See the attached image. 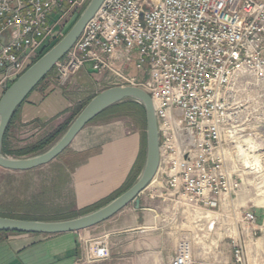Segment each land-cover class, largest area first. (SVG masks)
I'll return each mask as SVG.
<instances>
[{"label":"built area","instance_id":"2783aa9c","mask_svg":"<svg viewBox=\"0 0 264 264\" xmlns=\"http://www.w3.org/2000/svg\"><path fill=\"white\" fill-rule=\"evenodd\" d=\"M90 0H0V92L4 93ZM88 67L113 87H137L152 100L157 174L143 192L196 212L219 210L239 185L224 170L223 145L237 126L236 77L264 89V0H103L71 50L61 77ZM130 70L138 73L133 76ZM142 192V193H143ZM251 212L241 220L251 233ZM84 261H105L106 241L84 239ZM188 243L171 264H190ZM234 264H244L240 238Z\"/></svg>","mask_w":264,"mask_h":264},{"label":"rangeland","instance_id":"374dc122","mask_svg":"<svg viewBox=\"0 0 264 264\" xmlns=\"http://www.w3.org/2000/svg\"><path fill=\"white\" fill-rule=\"evenodd\" d=\"M79 15V12L73 15L72 20L61 31L59 37L45 49L46 51L66 34ZM83 71L82 68L64 77H61L60 72L55 68L51 71L44 84H47V90L60 87L68 100V105L62 114L48 118L45 122L35 120L19 125L17 133L14 135L10 133L7 138L11 151L33 146L46 136L55 133L66 123L70 125L73 114L79 113L95 94V82H92L91 77ZM129 74L133 75L131 72ZM133 76L139 77L135 72ZM92 77L95 76L92 75ZM236 79L241 87L232 93L231 102L235 101L239 105V113L237 126L230 134L232 137H225L223 168L233 181L238 182L239 187L224 199L219 210L196 212L194 223L191 224V220L189 221V226L194 228L193 243L188 245L190 262L193 253L206 252L211 254L206 264H234L231 241L238 237L244 246V264H264V89L251 86L253 82L248 75L241 74ZM111 87L113 86L106 83L102 86L104 88L102 90ZM2 94L0 92V98ZM112 122L120 123L123 129L130 134H140V126L128 118L110 121L97 120L86 127L103 126ZM64 132L60 133L45 150L52 146ZM241 136V143L249 140L252 146L250 148L252 158H249L248 163H244L243 154H238V159H242L241 161L237 159L236 141ZM76 145L77 142H72L52 162L33 170L12 172L0 168V217L49 221L81 215L104 205L126 188L128 177L139 157L134 158L136 155L129 150L130 146L127 142L120 146L121 155L127 168L130 169L132 164L133 166L119 189L111 190L107 197L94 204L83 206L84 200L94 196L91 195V190L88 193L84 191L83 194L74 190L73 178L77 176L79 167L88 156V153L83 154L85 152L77 153ZM143 164L144 156L139 164L140 172ZM174 200L172 197L163 195L152 202L173 203ZM247 212L253 213L256 219L254 230L251 233H246L245 228L242 231L241 220ZM179 223L186 225V221ZM196 263L198 264V261Z\"/></svg>","mask_w":264,"mask_h":264},{"label":"crops","instance_id":"0c3cea01","mask_svg":"<svg viewBox=\"0 0 264 264\" xmlns=\"http://www.w3.org/2000/svg\"><path fill=\"white\" fill-rule=\"evenodd\" d=\"M83 70L95 82L93 98L104 89L102 86L106 85L108 76L92 77L88 67ZM130 72L134 75L135 71ZM46 80L47 77L18 109L8 136L16 134L21 124L35 120L45 122L66 109L68 100L62 89L47 90ZM85 127L72 141L77 142V153H88L73 178V187L80 194L91 190L94 197L83 201V206H88L107 197L111 190L119 189L133 166L129 169L123 163L120 146L127 142L137 159L141 153V136L126 132L118 122ZM154 199L146 191L141 193L138 209L133 205L127 206L111 219L93 227V230L51 236L0 233V264H171L181 243H193L194 228L189 225L194 223L196 216L188 207L174 202L154 203ZM180 221H186V225H181ZM81 238L106 241L109 258L94 263L84 261ZM210 258V253H193L190 264H197L196 261L206 264Z\"/></svg>","mask_w":264,"mask_h":264},{"label":"water","instance_id":"95a60500","mask_svg":"<svg viewBox=\"0 0 264 264\" xmlns=\"http://www.w3.org/2000/svg\"><path fill=\"white\" fill-rule=\"evenodd\" d=\"M102 2L103 0H90L66 34L30 65L2 94L0 98V168L12 172H25L52 162L98 115L122 101L132 100L143 107L145 114V151L142 170L132 186L92 212L61 221L0 217V232L51 236L87 230L109 220L129 204H133L134 208L138 209L139 195L157 174L159 142L153 103L145 91L131 86L111 87L96 94L80 110L63 135L47 150L26 157H10L2 151L4 135L14 114L34 89L51 73L55 65L71 50ZM3 43L4 38H0V47Z\"/></svg>","mask_w":264,"mask_h":264},{"label":"trees","instance_id":"16d2710c","mask_svg":"<svg viewBox=\"0 0 264 264\" xmlns=\"http://www.w3.org/2000/svg\"><path fill=\"white\" fill-rule=\"evenodd\" d=\"M50 49V48H49ZM48 49V50H49ZM46 52V50H43L39 56V58ZM84 107V106H83ZM82 107V108H83ZM78 112H76L75 114H73V116L70 119V122L73 121V119L77 116ZM16 115V113L14 114V116ZM13 116V118H14ZM12 118V120H13ZM122 118H128L131 119L132 121H134L136 124H138L141 128L140 130V136H141V153L137 159V163L134 167V169L131 171L128 180H127V186L124 190H122L121 192H119L116 197L118 195H120L121 193H123L124 191H126L130 186H132V184L136 181V179L138 178L139 174H140V161L142 160L143 156H144V147H145V132H143V130H145V114H144V109L143 107L132 101V100H125L122 101L121 103H118L114 106H112L111 108H109L108 110L104 111L103 113H101L100 115H98L94 120H92L89 124H91L92 122H95L97 120H101V121H110V120H121ZM11 120V122H12ZM10 122V124H11ZM10 124L9 127L7 128V131L4 135V139H3V144H2V151L5 155L10 156V157H26V156H30V155H36L39 154L40 152L44 151L49 145H51L56 137L62 133L63 131H65L69 125V123H66L65 125H63L62 127H60L59 130H57L55 133L46 136L45 138L41 139L40 141H38L35 145L27 147V148H22V149H16L14 151H11L9 148V145L7 143V138H8V131L10 128ZM114 199V198H112ZM111 199V200H112ZM99 208V207H98ZM97 209V208H96ZM94 209V210H96ZM92 210V211H94ZM89 211V212H92ZM87 212V213H89ZM87 213L81 214V215H74V216H68L65 218H59V219H53V220H49V221H61V220H67V219H71V218H76L78 216H82L85 215ZM24 220H29V219H24ZM34 221H39V220H34ZM0 233H6V232H0ZM18 234H22V233H18Z\"/></svg>","mask_w":264,"mask_h":264},{"label":"bare ground","instance_id":"6f19581e","mask_svg":"<svg viewBox=\"0 0 264 264\" xmlns=\"http://www.w3.org/2000/svg\"><path fill=\"white\" fill-rule=\"evenodd\" d=\"M241 141H242V136L241 137H238L237 138V141H236V143H237V146H236V149H237V155L239 154V155H241V154H243L244 155V163L246 162V163H248V161H249V158H252V156L250 155V153H251V151H250V148L252 147L251 145H250V142H249V140H244V142L246 143H241ZM248 144L250 145V146H248ZM247 147H249V148H247ZM239 155L237 156V159H238V157H239ZM246 158V159H245ZM238 160H240V159H238ZM242 160V159H241ZM240 160V161H241Z\"/></svg>","mask_w":264,"mask_h":264}]
</instances>
